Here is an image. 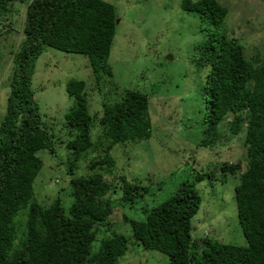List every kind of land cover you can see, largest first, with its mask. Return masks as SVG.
<instances>
[{
    "label": "trees",
    "instance_id": "16d2710c",
    "mask_svg": "<svg viewBox=\"0 0 264 264\" xmlns=\"http://www.w3.org/2000/svg\"><path fill=\"white\" fill-rule=\"evenodd\" d=\"M24 1L0 0V14L9 4ZM180 8L198 15L207 32L193 56L198 66L208 69L200 90L207 109L201 145L212 150L216 144L225 145L224 139L238 135L246 123L247 165L234 187L246 245L192 239V219L201 205L195 186L211 176L204 173L194 181H182L158 205L151 187L120 178L122 208L135 212L140 205L145 219L123 215L130 237L117 233L99 237L113 213L111 200L105 199L110 184L103 176L110 175L115 165L113 148L145 140L152 133L150 102L138 90L121 91L114 101L102 95L98 118L89 112L87 83L75 79L66 83V93L73 99L63 124L69 137L65 149L72 203L66 215L59 199L49 207L34 200L33 184L42 168L38 152L56 153L32 89L35 63L46 48L84 56L100 91L113 77L108 61L118 16L105 0H31L25 7L23 37L13 53L0 120V264H118L130 241L164 255L168 264H264V63L247 60L234 38L219 33L227 10L216 0H181ZM110 85L117 91L113 82ZM227 116L232 119L226 137L218 125ZM96 120L100 135L92 140ZM89 154V173L75 177L78 162ZM224 167L231 172L238 168L227 163ZM22 209H27L25 233L15 246L14 219Z\"/></svg>",
    "mask_w": 264,
    "mask_h": 264
},
{
    "label": "rangeland",
    "instance_id": "374dc122",
    "mask_svg": "<svg viewBox=\"0 0 264 264\" xmlns=\"http://www.w3.org/2000/svg\"><path fill=\"white\" fill-rule=\"evenodd\" d=\"M30 1L11 3L0 14V120L6 109L13 53L23 37L24 12ZM105 1L115 7L118 16L108 61L112 81L107 80L98 91L88 59L81 55L46 48L35 63L32 89L56 153L52 156L47 151L38 152L42 168L33 184L34 200L49 207L59 199L66 215L72 203L65 149L69 137L63 124L73 99L66 93V83L71 79L87 83L89 112L98 118L102 112V95L114 101L121 97V91L138 90L146 94L150 102L148 118L152 133L145 140L113 148L111 156L115 165L110 175H103L110 184L105 199L111 200L113 213L107 220V228L101 227L99 237L110 233L130 237L131 228L122 221L123 215L136 221L145 219L140 205L135 207V212L122 208L118 189L122 185L120 178L151 187L158 205L182 181H194L197 175L204 173L211 176L195 186L201 205L192 219V239L207 237L245 246L237 220L234 187L239 185L247 165L243 147L246 123L238 135L229 137L232 117L227 116L218 125L219 132L228 136L224 139L225 145L216 144L213 150L201 145L202 122L207 109L200 90L208 69L198 66L193 56L195 47L207 35L205 24L198 15L183 11L181 0ZM216 2L227 10L219 33L234 38L247 60L264 63V0ZM112 82L117 91L110 85ZM99 135L96 120L91 130L92 140ZM90 157L91 154L78 162L75 177L89 173ZM224 163L237 164L238 168L231 172ZM26 215L27 209H22L14 219L15 246L23 239ZM97 246L94 242L93 249ZM118 264H168V260L130 241L128 251Z\"/></svg>",
    "mask_w": 264,
    "mask_h": 264
},
{
    "label": "water",
    "instance_id": "95a60500",
    "mask_svg": "<svg viewBox=\"0 0 264 264\" xmlns=\"http://www.w3.org/2000/svg\"><path fill=\"white\" fill-rule=\"evenodd\" d=\"M116 24L118 23V20H116V22H115Z\"/></svg>",
    "mask_w": 264,
    "mask_h": 264
},
{
    "label": "clouds",
    "instance_id": "9594fccd",
    "mask_svg": "<svg viewBox=\"0 0 264 264\" xmlns=\"http://www.w3.org/2000/svg\"><path fill=\"white\" fill-rule=\"evenodd\" d=\"M118 20V19H117Z\"/></svg>",
    "mask_w": 264,
    "mask_h": 264
}]
</instances>
